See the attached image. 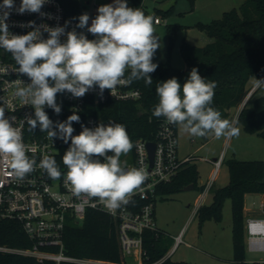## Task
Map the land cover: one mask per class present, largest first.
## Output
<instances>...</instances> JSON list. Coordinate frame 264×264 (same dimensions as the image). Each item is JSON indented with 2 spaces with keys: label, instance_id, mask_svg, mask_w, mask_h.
I'll list each match as a JSON object with an SVG mask.
<instances>
[{
  "label": "clouds",
  "instance_id": "1",
  "mask_svg": "<svg viewBox=\"0 0 264 264\" xmlns=\"http://www.w3.org/2000/svg\"><path fill=\"white\" fill-rule=\"evenodd\" d=\"M46 2L21 0L16 11L43 15L41 9ZM13 8L14 0H3L0 4V48L11 54L19 73L30 79V83L15 92L34 109V116L25 117L29 130L39 126L52 141L60 139L65 144L71 141L62 162L68 170L66 183L72 194L77 198L82 195L97 198L99 204L115 213L129 203L131 194L148 176L143 168H127L121 163V155L133 148L125 125L100 123L90 129L82 124V131L73 135V122H80L77 110L65 121L54 123L45 106L60 114L56 97L65 91L81 98L96 86L102 95L105 89L113 90L123 82L142 79L151 85L150 74L158 67L153 59L161 47V38L155 34L154 17L145 15L141 8L129 7L127 0H114L112 4L98 7L90 26L87 13L78 17L76 27L86 28L96 37L89 40L83 32H66L65 27L46 24L36 27L34 21L28 22L33 30L27 34H12L6 20ZM41 28L48 34L46 39ZM62 36H66L63 42ZM129 69L125 81L123 78ZM252 79L255 88L264 89V78L252 76ZM216 87V82L202 77L196 67L191 68L183 85L176 77L158 82L155 91L159 102L152 115L164 117L169 124L181 126L192 136L204 137L209 133L216 138L238 136V121L222 119L221 112L211 106ZM14 121L15 117H6L4 107H0V156L6 158L11 174L23 180L37 164L35 158L26 154L22 131L14 126ZM38 167L53 180L62 176L53 156H44Z\"/></svg>",
  "mask_w": 264,
  "mask_h": 264
},
{
  "label": "trees",
  "instance_id": "2",
  "mask_svg": "<svg viewBox=\"0 0 264 264\" xmlns=\"http://www.w3.org/2000/svg\"><path fill=\"white\" fill-rule=\"evenodd\" d=\"M133 8H144V0H130ZM68 15L78 19L84 14L80 0H61ZM165 11L163 14H166ZM97 14L94 15V18ZM155 15V14H153ZM91 22H89L90 26ZM169 25L171 39L174 35L173 25ZM87 32V29H83ZM203 31L210 41L204 46H196L183 41L181 53L186 62L185 67L174 66L169 59L159 61L154 73L153 83L146 85L141 80L131 84L138 87L142 95L136 100H113L97 108H90V113L100 114L114 123L125 125L132 142L138 138L153 139L161 119L152 115L159 98L156 94L158 82L176 77L183 85L191 68L196 67L202 77L215 81V95L212 107L221 112V118L232 120L237 115V124H241L248 133H256L264 138V89L249 85L252 76L264 78V0H243L239 9L225 10L218 20L203 26ZM89 40L96 37L87 32ZM130 69L126 70L128 77ZM245 102V103H244ZM236 109V110H235ZM99 110V111H98ZM178 131V125H176ZM61 153V159L66 150ZM196 155H193L195 158ZM192 158V159H193ZM192 159L185 161L176 177L162 185L160 191L169 195L183 189L191 182L198 184L199 173ZM229 169V182L212 191V200L202 203L196 214L200 225L206 220L221 222L225 200H231L232 207V241L233 258L238 264H245L246 259V213L245 195L260 193L263 196L264 209V159L229 158L226 160ZM205 185H201L203 191ZM0 243L16 247H31L33 242L23 231L16 220L0 221ZM173 244L165 245L161 231H146L143 246L144 258L155 261L162 258ZM56 250V248L50 247ZM64 250L75 257H88L99 260L120 262L122 260L118 220L102 210L88 209L81 224L70 221L64 233ZM0 264H57L45 259L40 262L33 255L0 252ZM58 264H79L62 261ZM160 264H186L175 261L169 255Z\"/></svg>",
  "mask_w": 264,
  "mask_h": 264
},
{
  "label": "built area",
  "instance_id": "3",
  "mask_svg": "<svg viewBox=\"0 0 264 264\" xmlns=\"http://www.w3.org/2000/svg\"><path fill=\"white\" fill-rule=\"evenodd\" d=\"M3 4V0H0ZM21 4V0H14L15 8L10 10V15L6 20L9 31L15 35H25L33 29L28 26L29 21H34L39 27L46 24L49 27H65V31L75 30L77 33L83 32L87 38L85 30L77 28L78 19L68 15L61 0H47L40 13L19 14L16 11ZM2 15V11H0ZM154 22L160 23L162 19L158 15H152ZM67 22V23H66ZM24 25V26H21ZM43 38L48 34L43 32ZM66 36L61 37L63 42ZM127 80V76L123 78ZM30 79L26 75L19 73L18 66L11 54L0 48V107H4L5 116L15 117L14 126L22 131L23 143L26 154L29 158H35L37 167L23 179H17L11 174V169L5 157L0 156V221L4 219L16 220L21 224L25 234L32 240L31 247H16L0 243V252L18 253L22 255H33L40 262L45 259L53 260L57 264L62 261H70L79 264H128L126 256L130 255L138 260L137 264H160L169 254L155 261H147L144 258L146 253L143 246L144 234L146 231H155L159 228L155 219V202L160 187L173 180L181 170L183 163L193 158L189 154L183 158L178 154V131L175 124H169L164 117H161L153 139H136L133 147V157L131 160L120 159L122 165L127 168H143L147 171L146 181L139 186L129 197V203L122 205L112 213L98 203L97 198H89L82 195L75 197L70 185L66 183L67 168L61 159V153L68 144L60 139L53 141L46 132H41L39 126L34 131L29 130L25 117L34 116V109L30 103H26L15 95L18 87L26 86ZM142 95L138 87L131 83L123 82L118 84L113 90L105 89L101 95L98 86L89 90L83 97L74 98L70 93H58L56 100L61 106V113L56 114L51 108L45 106V111L49 118L55 123L65 121L76 109L80 116V122H73V135H78L81 125L93 129L100 123L107 124L111 120L104 118L100 114L90 113V108L105 104L110 99L113 100H136ZM99 111V110H98ZM155 142L153 163H150L147 142ZM71 141H69L70 146ZM44 156H53L59 165L62 176L59 180L49 178L46 171L39 168L40 160ZM203 159L208 160L203 157ZM102 160V158H101ZM214 164V171L210 183L204 188V192L210 189L212 181L216 178L223 161L224 154L220 153L216 158H211ZM103 162V160H102ZM126 162V164H125ZM199 202L195 211L202 204ZM93 204L95 206H93ZM102 210L110 213L118 220V237L121 249L122 260L113 262L99 260L88 257H75L66 254L64 250V233L67 223L74 221L81 224L88 209ZM246 229V250L252 252H264V209L261 204L260 211L256 214H249L245 221ZM182 237L176 236V243ZM56 248V250L50 249ZM173 251V250H172ZM171 251V252H172ZM264 264L263 260H246L245 264Z\"/></svg>",
  "mask_w": 264,
  "mask_h": 264
},
{
  "label": "rangeland",
  "instance_id": "4",
  "mask_svg": "<svg viewBox=\"0 0 264 264\" xmlns=\"http://www.w3.org/2000/svg\"><path fill=\"white\" fill-rule=\"evenodd\" d=\"M113 2L114 0H80L84 13L90 17L89 22L97 14L99 6ZM242 2L243 0H144L147 13L151 16L158 15L162 19L160 23L154 22L155 34L161 38V47L156 51L153 62L169 59L174 66L185 67L186 62L180 49L182 42L185 40L196 46H204L210 39L203 31V26L220 19L225 10L239 9ZM127 4L132 7L130 0H127ZM165 11L167 13L163 14ZM168 24L174 27L172 39ZM253 83L251 79L249 85ZM237 127L240 129L238 136L216 138L213 133L204 137L192 136L178 125L179 157L183 158L188 153L196 155L191 163L196 164L199 179L193 189H182L169 195L160 192L156 198L155 219L164 244L169 245L171 237L179 233L182 237L169 254L175 261H184L186 264H238L233 258L231 200H225L223 219L219 223L206 220L200 225L195 211L203 193L200 186L205 185L206 188L212 179L214 164L211 158L224 154L219 173L211 183V191L202 203L211 202L213 189L229 182L227 159H264V138L259 134L246 132L241 124ZM132 157L133 148L128 154H122L120 159L129 161ZM261 204L260 193L247 194L248 209H260ZM256 259L263 260L264 252L247 249L246 260ZM125 260L128 264L138 263L130 255Z\"/></svg>",
  "mask_w": 264,
  "mask_h": 264
},
{
  "label": "crops",
  "instance_id": "5",
  "mask_svg": "<svg viewBox=\"0 0 264 264\" xmlns=\"http://www.w3.org/2000/svg\"><path fill=\"white\" fill-rule=\"evenodd\" d=\"M231 121H237V115H235L233 118H232V120H230V122ZM236 126H238V124H236ZM227 137V136H226ZM189 154H191V153H188L187 155H189ZM186 155V156H187ZM185 157V156H184ZM214 158H216V157H214ZM218 173H219V171H218ZM218 173H217V175H218ZM217 175H216V177H217ZM212 188V187H211ZM211 188L207 191V192H204V193H202V196H201V199L204 201L205 199H206V197L208 196V194H209V192L211 191ZM204 191V190H203ZM202 191V192H203ZM248 194V193H247ZM247 194L245 195V213L247 214V215H249V214H256V213H258L259 211H260V209H253V208H250V209H248L247 208V205H246V196H247ZM260 196H261V200H262V203H263V196H262V194H260ZM181 232V231H180ZM180 234V233H179ZM179 234H177V235H179ZM177 235H175V237H172L173 238V244H172V246H171V248L168 250V254L169 253H171V251L176 247V245H177V243H176V236ZM166 253V254H167Z\"/></svg>",
  "mask_w": 264,
  "mask_h": 264
},
{
  "label": "water",
  "instance_id": "6",
  "mask_svg": "<svg viewBox=\"0 0 264 264\" xmlns=\"http://www.w3.org/2000/svg\"><path fill=\"white\" fill-rule=\"evenodd\" d=\"M254 89H252L250 91V93L248 94L247 98L251 95L252 91ZM245 103V102H244ZM147 148H148V152H149V159H150V163H153V158H154V150H155V142L154 141H148L147 142ZM195 187V183L191 182L187 185H185L183 187L184 190H188V189H193Z\"/></svg>",
  "mask_w": 264,
  "mask_h": 264
}]
</instances>
